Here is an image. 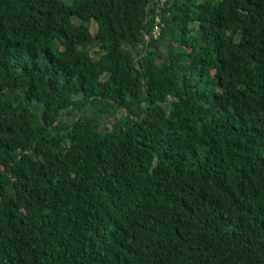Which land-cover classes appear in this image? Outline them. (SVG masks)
Segmentation results:
<instances>
[{"label":"trees","instance_id":"16d2710c","mask_svg":"<svg viewBox=\"0 0 264 264\" xmlns=\"http://www.w3.org/2000/svg\"><path fill=\"white\" fill-rule=\"evenodd\" d=\"M0 264H264V0H0Z\"/></svg>","mask_w":264,"mask_h":264},{"label":"rangeland","instance_id":"374dc122","mask_svg":"<svg viewBox=\"0 0 264 264\" xmlns=\"http://www.w3.org/2000/svg\"><path fill=\"white\" fill-rule=\"evenodd\" d=\"M66 1H69V0H66ZM77 23L79 22L76 21ZM96 30H97V25L95 23H92L91 24V37L93 38L95 36V33H96ZM92 55L94 56V52L92 53ZM63 119L66 121V117L64 116ZM100 126H101V129L102 130H107V129H110L113 122L111 120V118H101L100 120Z\"/></svg>","mask_w":264,"mask_h":264},{"label":"built area","instance_id":"2783aa9c","mask_svg":"<svg viewBox=\"0 0 264 264\" xmlns=\"http://www.w3.org/2000/svg\"><path fill=\"white\" fill-rule=\"evenodd\" d=\"M160 1L163 3V2L166 1V0H160ZM156 20H157L158 22H161L159 17H157ZM154 34H155V36H157V35L159 34V26H158V25L155 26V28H154Z\"/></svg>","mask_w":264,"mask_h":264},{"label":"water","instance_id":"95a60500","mask_svg":"<svg viewBox=\"0 0 264 264\" xmlns=\"http://www.w3.org/2000/svg\"><path fill=\"white\" fill-rule=\"evenodd\" d=\"M147 9H148V12H149V8H147ZM146 35L148 36V41H147V45H146V49H145V51L148 49V47H149V43H150V40H151V34L146 33Z\"/></svg>","mask_w":264,"mask_h":264}]
</instances>
